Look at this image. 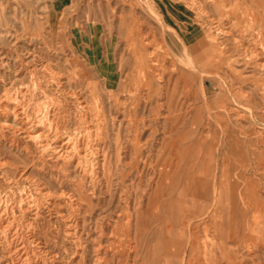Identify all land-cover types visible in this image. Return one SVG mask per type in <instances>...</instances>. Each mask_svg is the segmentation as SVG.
<instances>
[{
    "label": "rangeland",
    "instance_id": "1",
    "mask_svg": "<svg viewBox=\"0 0 264 264\" xmlns=\"http://www.w3.org/2000/svg\"><path fill=\"white\" fill-rule=\"evenodd\" d=\"M212 20L264 52V0H0V101L37 88L30 112L48 104L50 140L86 157L0 131L35 195L36 264H264V53Z\"/></svg>",
    "mask_w": 264,
    "mask_h": 264
},
{
    "label": "bare ground",
    "instance_id": "2",
    "mask_svg": "<svg viewBox=\"0 0 264 264\" xmlns=\"http://www.w3.org/2000/svg\"><path fill=\"white\" fill-rule=\"evenodd\" d=\"M227 13L229 14V19H231L232 23L235 26L239 27V26L244 25V22H241V20L240 21H238V20L233 21V19L236 17V15L233 13V10L227 11L225 13L226 16L228 15ZM202 16H203V14H202ZM208 17H209V15H208ZM209 19H210V17H209ZM250 19H252V21H253V22H251V24H255V23L257 24L256 19H258V18L256 17V15H254V16L251 15ZM228 21H230V20H228ZM181 23H182V21H181ZM224 23H226V22H224ZM212 26L214 28L213 31L215 33L216 32L218 34L220 33V34L225 35V36L232 38V39L236 35V34L234 35V32L231 29L229 30V29L222 27L221 21H218V20L213 21ZM229 26H231V25H228V27ZM197 28H198V26H197ZM243 31L244 30H242L241 32H243ZM250 31H252V30H250ZM195 34H196V32H195ZM217 36H219V35H217ZM241 36H242L241 39L234 38L236 40L235 41L236 44L238 43V46L237 47L234 46L233 51L238 52V50L240 49L239 52L242 51L243 54L245 55V57L247 56V58H249L248 59L249 62H250V60H251V62H253L252 61L253 59H257L259 57H262V54L264 52L262 53L259 50H257V48H252L251 47L252 44L249 43L250 41L249 42L245 41L247 35L245 36V34H244V36H243L241 34ZM220 38H224V37L220 36ZM216 40H217L216 36L210 35V38L205 40V42L208 45V47L209 46L211 47V46H215V43H217ZM222 43H224V42H222ZM183 44H184L183 45V47H184L183 52H184L185 57L188 60L190 67H192L193 70L195 69L198 72H202V70L199 68L200 66L197 67V64H199V62H197L196 59L198 60V58H196V56L192 52H190V50H189L190 48H189V45L187 43L186 44L183 43ZM215 48L217 49L218 47H215ZM219 51H220V53L218 54V57H216L217 59L213 58L215 61L217 60L218 63H226V64H229L232 66V65H234L235 61L238 62V60L233 61V59L231 61H229L230 59L227 58L229 56V54H228V56H226V54H227L226 50H223L219 47ZM229 52H231V50ZM213 53H214V51H213ZM236 54H238V53H236ZM201 65L204 66L203 64H201ZM260 66L264 67V63L261 64ZM56 77H58V76H56ZM36 89L37 88H35V87L34 88L27 87V88L20 90L19 92L17 91L13 95L7 94V95H5V98L3 100L1 99V101H0V107H1V111H2L1 112L2 115L0 114L1 119L3 117L6 119H12V120H14L15 123L11 127V126H8L6 124V122L3 123L1 121L0 122V131L2 132L8 128V129H12L13 132H19V133L23 134L26 138L35 142L39 146V149L42 153H46V150L50 146L52 147V145L53 146L55 145L57 147V145H59V143H61V145L58 147H60L61 152L63 151L62 153H66L68 160L70 162L77 160V163L79 162L82 164V162L84 161V157H85L84 156V150L82 149L83 147L82 148L80 147V145L83 144V137L79 141H77V143L72 142L70 137H68V138L62 137L61 140L58 139V141H60V142L53 141L54 139L50 140V136H51L50 134L53 132H56V129L54 128L56 120L54 121V119H52V116L50 114L49 105L45 103L44 106L42 105L41 107L38 108V110H36L37 109L36 108L35 112H33V113L30 112L32 109L31 102L36 98V92H37ZM15 91H16V89H15ZM33 110H34V108H33ZM30 125H33V127L35 126L36 130H32L33 128L31 129ZM87 133H89V132H87ZM90 142H91V140H90ZM49 153H51V152H49ZM7 166L8 165L6 163L1 162V160H0V242H2L3 247H5V252L7 253L8 261L11 264H36V260H37L35 257L36 254H35V250L32 247L33 243L36 242V240H35V234H36L35 228L36 227L34 226L33 221L31 222V220H30V215L32 214V210L34 209V206H35L34 199H33V197L35 195L34 196L32 195V193H31L32 189L30 190V187H26L22 184L24 181L29 180V177L26 175V172L22 171V170H18L17 167L9 168ZM85 168H87V166ZM29 173H31V172H29ZM37 183H39V182H37ZM40 199L41 198L39 197V200ZM36 211H37V209H36ZM36 225H38V224H36ZM37 232H39V230ZM37 237H39V234ZM190 239H191V237H190ZM3 251L4 250H2V252ZM5 256H6V254H5Z\"/></svg>",
    "mask_w": 264,
    "mask_h": 264
}]
</instances>
